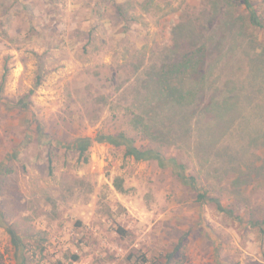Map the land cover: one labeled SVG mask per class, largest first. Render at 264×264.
<instances>
[{"label":"rangeland","instance_id":"obj_1","mask_svg":"<svg viewBox=\"0 0 264 264\" xmlns=\"http://www.w3.org/2000/svg\"><path fill=\"white\" fill-rule=\"evenodd\" d=\"M213 1L0 0V209L23 243L16 260L0 227V264H264V178L247 176L264 160V31L241 0ZM193 56L184 99L164 94L161 71ZM120 132L213 200L122 147L92 142L86 163L64 148Z\"/></svg>","mask_w":264,"mask_h":264},{"label":"trees","instance_id":"obj_2","mask_svg":"<svg viewBox=\"0 0 264 264\" xmlns=\"http://www.w3.org/2000/svg\"><path fill=\"white\" fill-rule=\"evenodd\" d=\"M223 1L227 3L228 0H223ZM218 2L219 0H215L212 2L211 8H213V11H216L217 9L216 7H218ZM240 3L244 7V11L247 14L245 18H246L248 25L258 31H261V30L264 31V18L262 17L263 15L260 14L259 8L256 7L257 5L255 3V0H241ZM232 5L229 4V6L231 7ZM238 21H243V17L236 16L232 18V14L231 13L228 14V12H226L225 14H222L221 24L223 25L224 32L227 33L229 36L233 35L235 40L239 42L240 40L242 41L243 39L240 38L242 36V32L240 30L236 32ZM261 58H263V53L255 56L256 62H259L260 64L259 68H262L261 65L264 66V60L262 61ZM192 59L188 57V58H184L183 61L179 60L180 63H178V65H175L176 62L173 63V65L168 64V68H169L168 71H164V70L161 71V75L158 76V80H159V86L164 94L166 95H168V93L172 94L173 89H178V92H179L181 83L178 85V87H176L178 84V81L180 80L179 75L184 74L185 72L184 70L194 69V66L196 65V60L194 61V59L196 58L193 56ZM192 64L194 66H192ZM170 68L172 69L170 70ZM37 85H39L38 78H37L35 86ZM184 96L185 94L183 93L180 94L179 100L182 101L184 99ZM233 100L234 98L232 97L223 99L221 105H219L218 107H220L221 110L230 109L227 107L228 105L226 104L227 102H230ZM216 104L218 103L216 102ZM30 105H31L30 102H24L23 100L19 101V107L21 109H29ZM210 107L216 108V106H214L213 104H211ZM221 110H218V108H216V115H218L219 114L218 111L221 112ZM92 142H96L97 144H108L113 147H122L124 150V156L128 158H132L134 161H137V162L155 161L158 164V166H160L161 168H166L168 166H171L173 171H175L176 173L175 174L176 178L179 179V181L183 185L186 184V187L191 188L192 191L194 192L195 191L198 192L197 197L200 202L203 203L205 200H213L212 198H208V196H206V193H201L198 191L199 189L197 186V182L195 181V178L193 176H187L184 171V166L181 164H178L175 158H172V157L165 158L161 153L157 152L154 149L138 148L135 146L134 139L126 136L125 134L121 132L115 133V134H97L94 138L80 137V138L75 139L71 144L65 145L64 148L66 150L76 151L78 153L79 158L82 159L83 163H86L87 162L86 153L89 147L92 145ZM49 143L52 144V141L50 140ZM52 147H54V145H52ZM227 149L229 148L228 147L224 148L223 155L226 154ZM261 164L262 165L260 167H253L249 169V173H248L249 175L247 176H250V175L253 176V180H250V183L254 182L255 180H259L260 178H264V160L261 162ZM232 176H234V174H232ZM2 177H3V166L1 165L0 166V182L2 181ZM257 185L262 186L260 182H258ZM118 189L119 191H121V186H118ZM214 202H216V207L219 212H222L229 216L232 215L233 212L230 209H227L228 204L226 205L227 206L226 208V206H224L219 201V199L215 198ZM253 222L255 223L256 220H254ZM0 227L7 234L9 243L11 245V248L14 254L13 258L17 260L18 254L23 249L22 238L14 230V228L4 220V216H3L1 209H0ZM258 227H259V232L262 233L263 230L261 226L259 225ZM2 257L3 255L0 253V263H2ZM77 258H78L77 256H72L71 259L72 261H76ZM136 261L137 262L135 264H145L146 262L144 260V257L136 258Z\"/></svg>","mask_w":264,"mask_h":264}]
</instances>
